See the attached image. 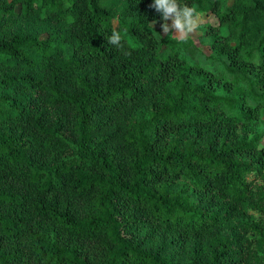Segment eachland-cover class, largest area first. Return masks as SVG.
Segmentation results:
<instances>
[{"label": "trees", "instance_id": "16d2710c", "mask_svg": "<svg viewBox=\"0 0 264 264\" xmlns=\"http://www.w3.org/2000/svg\"><path fill=\"white\" fill-rule=\"evenodd\" d=\"M226 1L179 0L196 62L151 0H0V264H264V0Z\"/></svg>", "mask_w": 264, "mask_h": 264}, {"label": "clouds", "instance_id": "9594fccd", "mask_svg": "<svg viewBox=\"0 0 264 264\" xmlns=\"http://www.w3.org/2000/svg\"><path fill=\"white\" fill-rule=\"evenodd\" d=\"M149 7L160 14L161 34L158 35L161 39L172 37L183 43L199 27L201 13L196 6L181 5L179 0H151ZM155 23L154 21L152 27ZM107 43L121 49L123 47L121 33L113 31L107 37Z\"/></svg>", "mask_w": 264, "mask_h": 264}, {"label": "rangeland", "instance_id": "374dc122", "mask_svg": "<svg viewBox=\"0 0 264 264\" xmlns=\"http://www.w3.org/2000/svg\"><path fill=\"white\" fill-rule=\"evenodd\" d=\"M231 1L232 0H227L226 3L228 4ZM216 24H217V21L213 15L201 13L199 27L196 29L195 32H193L189 36L193 40V42L197 48L194 51L193 56H192V58H194L196 60V62L204 61V58H205L204 56H207L208 54L211 53V50H210L209 45H208L209 37L204 35L203 31L208 26L214 27V26H216ZM157 26L160 29V24H157ZM206 63H207V61H206ZM262 123H263L262 128L264 129V116L262 117ZM262 141L264 142V136L262 138Z\"/></svg>", "mask_w": 264, "mask_h": 264}]
</instances>
